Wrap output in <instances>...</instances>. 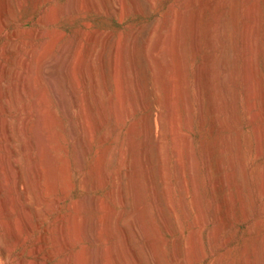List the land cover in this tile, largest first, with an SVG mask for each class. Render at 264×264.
<instances>
[{
	"label": "rangeland",
	"instance_id": "374dc122",
	"mask_svg": "<svg viewBox=\"0 0 264 264\" xmlns=\"http://www.w3.org/2000/svg\"><path fill=\"white\" fill-rule=\"evenodd\" d=\"M130 1L121 0L115 10L112 9L115 5L112 0H94L93 6H91V8H94L92 9L87 5L86 0H48V4L45 6L48 9L51 7L50 10L56 12L57 15V18H53L56 21L54 23L53 20L52 30L57 32L54 33L55 37L57 36L56 44H54V51L57 55L56 70H58L56 71L57 98L62 102L61 104L56 101L57 104L55 103L54 107V117L55 115L56 117H53V120L56 121L55 124L53 122L54 128L52 130L55 132H53L54 136H57L55 143L57 142L56 145L59 146H57L58 149L54 153L57 157L58 167V177L54 182V187L44 175L41 189H37L36 180H34L36 178L35 173L30 167L32 164L29 165V162H31L28 159L29 153L27 151L23 152V148L20 149L27 138L18 130L16 131L15 121L18 119L16 117L19 113V110H17L19 102L11 87V68L13 67L11 61L14 58V50L7 53V72L0 79L3 82L6 80L4 82V93L2 92V97L5 100L0 99V104H4L3 108L6 107L4 108V113H6H0V117H4L7 123L10 121L8 128L11 129L12 134L9 132V138L6 140L0 132V264H246L247 262V264H250L251 252L255 244L264 237V194L260 192V184L264 178L262 176L264 174V100H262L263 103L260 101L264 98V0H255L257 4L255 10V45L256 43L258 45L253 48V55H255H252V75L255 91L258 95L252 103L255 104L252 105V111L247 112L248 108L243 95V83L241 82L242 64L238 56L239 69L234 82L237 101L235 109L237 126L235 129L234 127L226 128L225 125L227 133L223 129L224 122H222L225 120L226 115L223 114L224 112H222L223 115H219L218 120L222 122L220 124L221 129L217 127L219 125L213 124L212 118L214 119V115H211L213 113L209 109V103L202 95L205 85L201 82V87L199 84L197 89L194 81L195 77L193 78L196 73L195 69L202 63V57L205 54L202 42L200 46L201 53L197 55L192 52L194 50L190 36L192 35L194 13L199 9L202 0L194 1L196 2L195 10L188 13L189 21L186 18L185 26L188 25L184 26V32H182V35H184L182 36V38L184 37L183 50H185H182V56H184L182 58L185 61L183 62L184 66L187 65L184 67L187 72L184 69L178 71L176 57L172 56V59L168 56L166 59L168 65L163 72V76H161L162 80L159 84L156 83L155 72L152 70L151 63L145 57V53L142 54L143 47L146 35L153 29L155 23L162 21L164 14L170 11V5L171 10L175 8L174 5L177 0H135L136 5H138L137 8H139L137 12L129 4ZM235 2L237 4L233 5L235 6L233 12L238 18V28L234 29L229 7H226V12L224 11L221 16V21L222 19L226 21L225 23L222 21L225 26L226 37L237 38L240 31L243 5L242 0H235ZM10 4V10L12 11L5 18V22L8 21L6 27L8 26L9 32L16 26L18 20L25 22L23 29L26 32L36 27V17L40 8L27 3L24 10L18 13L14 4ZM207 18L208 12L205 11L199 24L201 34L204 31ZM125 39L128 43L131 41L130 44H134L132 45L134 48L131 49L134 53L137 52L134 55L137 56V63L138 60L140 63L136 66L138 71L135 74V84L130 86L123 83L122 75L112 77L114 73L110 70L109 63L111 60L109 59V52L114 47L121 49L127 43ZM0 44H2L1 40ZM222 49H219V51L224 52L222 55L225 54V59H227V62L229 59L228 63L231 64V54H228L229 49ZM92 50L96 52V55H101V64H96V78H98L99 87L103 90V87L108 86L106 88L109 90V93L103 91L101 94V105L99 106L91 101L92 76L90 70L87 67L84 68L88 52ZM82 64L84 66H80ZM174 65L177 66L175 70ZM168 66H172L173 71ZM68 67L71 70L68 71ZM9 68L10 70H8ZM108 69L111 71L110 75ZM118 69L120 68L118 67ZM81 71L83 74H81ZM85 71L86 73H84ZM171 71L175 75H173L174 78L177 79V83L176 81L174 83L177 84L174 86V89L177 90L176 92L173 91V94H175V96L173 95L174 110L171 115H168L166 114L169 113L167 110L168 98L166 97L169 94L167 86L172 78L170 76L169 79ZM181 72L182 74H180ZM8 73H11L10 76ZM118 73H115V75ZM180 75L184 76L181 80L184 81L182 84L185 86L190 101L187 118H185L182 102L183 90L179 88L182 85L180 84L182 82ZM118 77L120 78L118 79ZM161 84L165 86L162 87ZM200 92L202 97L198 94ZM12 94L16 98H12ZM200 98H202V101ZM86 99L91 101H89L91 109H87L84 121L81 120L80 106L85 104ZM14 103L17 104L14 105ZM164 103L166 104L164 105ZM149 109L153 114L151 120L156 135L155 141L152 142L144 136V119ZM255 112L259 113V118L255 123H249V120L251 122V115ZM160 119L164 123L163 126H161ZM133 127H136L138 132L134 134L135 137L130 133ZM112 129L113 131H111ZM253 132L259 133L260 137L261 154L258 161L255 159L257 147L255 138L257 134L254 136ZM16 134H18L17 137ZM227 134L233 135L231 136L233 137L232 142L237 144V147L240 148V155H243L244 173L242 175L240 171L241 175L239 176V171L237 172V180L241 184L243 183V202L237 201L236 189L231 184H226L227 187H213L220 176L227 175V173L230 176V172H232L230 170L232 168L228 163L231 154L226 152L223 145ZM162 137L164 138L162 139ZM144 140L147 141L144 143ZM154 142L162 143L163 158L161 159L156 154L155 149L157 150V148L155 147L157 143ZM111 150L112 152H110ZM223 150L226 154L223 153ZM110 153H112V156ZM8 157L10 158L8 159ZM220 158H222L224 165L221 173L217 170V163ZM134 159L139 162V166L136 167V164L133 172L131 169L132 167L134 169V166H132L135 164V162L132 163ZM7 160L12 162L16 174L13 175L8 171L9 162ZM61 160L64 163L59 162ZM187 164H190L188 167L192 168H190V171ZM136 168H139L138 171ZM61 169L62 171H60ZM140 169L142 170L140 171ZM188 173L193 174V177ZM12 176L14 179L20 180L17 184V191L21 198L20 204L15 201L16 196L14 188H12L14 187V179ZM14 176L18 177L15 178ZM241 176L244 178H241ZM133 177L138 178L141 184L140 186L138 183V186L141 187V192L143 191L144 201L142 199V203L147 207L146 224L148 227L146 226V231L149 232L148 234L146 231V233L143 232L144 228L138 220L136 221V214L133 213L134 204L132 189L130 188L132 186L130 182L134 181ZM190 177H192L191 180ZM50 189L53 191L51 192ZM166 191L168 192L166 193ZM194 195L197 204L200 205H198V210H195L196 207H193L192 204ZM157 197L159 200L156 199ZM224 198L228 200L225 201ZM9 199H12L13 204H7ZM222 200L226 202L223 205ZM241 203H243V206L240 205ZM157 204L159 205L157 206ZM20 205L25 208V213L22 212ZM242 209L244 210L242 211ZM131 215L132 217H130ZM109 218L111 221L107 223ZM111 218L115 220L113 221ZM196 218L197 221H201L203 224H200L201 222L197 223ZM217 222L219 225L215 224ZM202 225L204 227H201ZM216 225L219 227L217 226V228ZM197 228L199 233L197 242L192 245L190 236L192 232L197 231ZM200 230H202L201 233ZM98 231L103 234L96 236L95 234L98 233L95 232ZM121 231H124L125 234ZM105 233L110 238L111 235L114 236L113 239L107 237ZM124 239L126 241L122 244ZM114 244L121 248L117 252L118 255L112 253ZM117 256L122 257L119 259ZM248 256L249 259H247Z\"/></svg>",
	"mask_w": 264,
	"mask_h": 264
},
{
	"label": "bare ground",
	"instance_id": "6f19581e",
	"mask_svg": "<svg viewBox=\"0 0 264 264\" xmlns=\"http://www.w3.org/2000/svg\"><path fill=\"white\" fill-rule=\"evenodd\" d=\"M112 1L115 2V3L113 2L115 5H114V7L112 9L115 10L116 7H117V5H119L118 3L121 0H112ZM194 1L195 0H187V1H185V0H177L176 1V4L174 5L175 8H173L171 10L172 7L170 5V7H169L170 8V11H167V13L164 14L165 15L164 18L163 17H162L163 19L161 18L162 21H159L160 23L159 22L158 23H155L154 24L155 26L152 27L153 29H151V31L148 33V35H146L144 47L142 45V47L144 48V51L143 52L141 51V52H142V54L145 53L144 54L145 57L148 58L149 62L151 63L150 65L153 67L152 70H154V72H155V80H156V83L158 82L157 84H159V82L162 80V77L161 76H163V72L166 70V67L168 65L167 62H166V59H167L168 56L169 57L175 56L176 59H177V63L176 62L175 63L178 66V71L179 70H182L183 71V69L185 71V68L184 67H186L187 65L184 66L183 62H185V61H184V58H182V57H184V56H182L183 55V53H182V50H183V38H184V37L182 38V36H184V35H182L183 34L182 32H184L183 29H184V26H185V22L187 20L189 21V19L187 17L188 16V13H190L193 10H195V7H196L195 6V3L196 2H194ZM93 2H94V0H86V3H87V5L90 8H91V6H93L92 5ZM234 2H235V0H202V4H199L200 7L194 13V16H193V20H192L193 21V24H192L193 25L192 26L193 28L191 29L189 27L192 30V35H190L191 38H192L191 43H192L193 50H194L192 52H195V54H197V55L200 54L201 53V49H200L201 47L200 46L202 44L204 45V51H205V54L202 57L203 58L202 59V63L200 62L201 64L199 66H197V69H195L196 73H195V76H193V78L195 77L194 81L196 83L197 89L199 88L198 86H199V84L201 82H202V84L205 85V87L202 90V95L206 98V102L209 103V106H210L209 109H211V111L213 113L211 115H214V119L212 118V120H213L212 122L216 126L219 125V126H217V127H219V129H221L220 128V124H222V122H224L223 123L224 124V128H223L224 130H225V125H226V128H233V127L235 128L237 126V120H236V117H235V112H236L235 109H236V102L237 101H236V95H235L236 94L235 93L236 91L234 90V85H235L234 82H235V77L237 76V72H238V69H239L238 63H237L238 56H239V58L241 60V64H242L241 65L242 66V68H241V71H242V77H241L242 78V81L241 82L243 83L242 90H243L244 99H245V102H246V105H247V108H248V111L247 112H249V110L252 111V107H253L252 105H255V104H252V103H253L254 99L258 95V93L255 91L254 80H253L254 77L252 75V69H253L252 68L253 48H255L254 46H257L258 45L257 43L255 45V39H256V37H255V32H256V29H255V16H256L255 15V12L256 11L255 10H256V5L257 4H256L255 0H242L243 8L241 10V17H240V21H241V23H240V31L238 33V37L237 38H233V37H230V36L229 37H226L225 26L222 23V21H224V20L222 19V21H221V16L224 13L226 7L227 8L229 7V9L231 10V13L230 14H231V17H232V20H233L234 29L236 30V28H238L237 27L238 26L237 25L238 18L236 17V14H234V12H233V7H235L233 5L234 4H237V3L236 2L234 3ZM10 3H13L14 4V7H15V9H16V11L18 13H21L24 10V8L27 5V3H31L35 7L40 8L39 9L40 11H39V13H38V15L36 17V27L33 28V29H30L29 32H26L23 29V26H24L25 22L22 21V20H18L16 22V24L14 23L16 26L14 25L15 27L12 28L11 32H9V30L7 29L8 26L6 27V23L8 21L5 22V18L10 13V11H12V10H10V5H11ZM47 4H48V0H0V40L2 41V44H0V79H1V77L3 78L4 73L7 72V69H6L7 68L6 67V65H7L6 62H7V58H8L7 57V53L9 51H11V50H14V58H13L12 61L10 60L11 62H13L12 63L13 64V67L12 68L10 67L11 68V72H12V83H11L12 86L11 87L13 88V91L15 92V93L14 92L13 93L16 95L17 100L19 102V108H17L18 105L16 107L17 110H19L18 111L19 113H18V117H16L18 119L17 120L15 119L16 120L15 121V124H16L15 126L17 127L16 131L18 130L19 133L21 132L28 139V141L26 139V142H25L26 144L25 143L24 144L22 143L23 144L22 147H20L19 145L18 146L20 147V149L23 148V150H22L23 152L24 151H27L29 153L28 155H29L30 158L28 157V159H29V161L32 162V163L29 162L30 163L29 165L32 164V166H30V167H32V169H33V171L35 173V177L36 178H34V180H36V187L39 190L41 189V185H42V183L44 181L45 176H46V179L48 181H50V184H53L52 185L53 187H54V182L57 180V177H58V167H57V163H56L57 157L54 154L55 151H56V149H58L57 148L58 145H56L57 142L55 143V141H56L55 138L57 136L56 137L54 136V134H53L54 131L52 130V128H54L53 125L55 124V121H56V120H53L54 113H55L54 112L55 103L57 101V103H61L62 104V102L60 100H58V98H57V93H58L57 92V86H58V84L56 82L57 81L56 80V78H57L56 77V71H58V70H56V68H57L56 67V65H57V55H56V52L54 51V44H56L55 42L57 40L56 39L57 36L55 37V34L54 33H57V32H55L54 30H52L53 20H54V23L56 21L53 18L56 17L57 15L55 14L56 12H54V11L52 12L50 10L51 7H50V9H48V7L45 8V6ZM120 4H122V3H120ZM129 4L134 9V11L136 10L135 12H137V9H139V8H137L138 5H136V1L135 0H131ZM152 4H151V6H152ZM125 5H126V3H125ZM92 8H94V7H92ZM109 9H110V7H109ZM205 11L208 12V18H207V21L205 22L204 31L201 34V32H200L201 30L199 29V24L201 23L200 21H201V18H202V14ZM53 14H54V16H53ZM9 17L11 18V16H9ZM186 18H187V20H186ZM13 19H14V17H13ZM224 19H225V17H224ZM225 22L226 21H224V23ZM189 25H191V24H189ZM235 34H236V32H235ZM142 38H144V37H142ZM125 41H127V40L125 39ZM129 42L131 43V41H129ZM201 42H202V44H201ZM130 43H128V41H127V43L125 44V42H124L125 45L121 49H119L118 47H114L109 52L110 53V58L109 59H111L110 62H109L110 63V67H111L110 70L112 71V73H114L112 75V77L113 76H117V75H122V81H123V83L124 84L126 83L127 85L129 84V86L131 84H135L134 83L135 74L138 71L136 69V66L139 63V60L138 59H137L138 60V63L136 61V57L137 56L134 55L137 52L135 51V53H134L133 50L131 49V48H134L132 46L134 44H130ZM263 43H264V35H263ZM143 48H142V50H143ZM222 48H226V49L228 48L229 49V50L228 49L227 50L230 51V52H228V54H231V60H232L231 61V64L228 63L229 62V59H228V62H227V59H225V56H224L225 54L222 55L224 53V52L221 53V50H223ZM219 49H221V50L219 51ZM92 51L88 52V56L86 55L87 58L85 60L87 62H86V66L84 68L87 67L90 70V72H91L90 75L92 76L91 77V79H92L91 80L92 81L91 83L92 84H91V91H90L91 92L90 93L91 101H93L94 103H96L99 106V105H101V102H100L101 101V94L103 93V91L109 93V90H108V88H106L108 86L103 87V90L99 87V82L97 80L98 78H96V71H97L96 70V68H97L96 67L97 66L96 64L97 63H100V61H101V57L100 56L101 55L100 56L98 54L96 55V52H94V50H92ZM183 51H185V50H183ZM254 51H256V50H254ZM138 54H140V53H138ZM144 55H142V57H144ZM169 59L171 60V58H169ZM172 59H173V57H172ZM107 61H109V60H107ZM172 62H173V60H172ZM84 64H85V61H84ZM100 64H98V65H100ZM139 65H140V63H139ZM80 66H84V65L82 64ZM177 66L176 65L173 66L174 67V70H175V67L177 68ZM118 67L120 69H118ZM10 68L8 70H10ZM81 68H83V67H81ZM107 68H109V67H107ZM169 68L173 71L172 66L169 67ZM88 69H86V70H88ZM69 70H71V69L69 68L68 71ZM83 70H85V69H83ZM118 70H119V73H118ZM108 71H109V69H108ZM111 71L108 72L109 75H110ZM172 71H171V75H169V79H170V76H172V78L168 82L169 83V85L167 86L168 88L166 87L167 88V91L169 93L167 95V97H166V98H168V101L165 98V100L167 101V108H168V109L167 108L166 109L169 112V113H166V114H168V115L169 114L171 115V112L174 110V108H173L174 107L173 106V95L175 96V94H173V91L176 92V90H177V89L176 90L174 89V86L177 85V84L176 85L174 84L175 81L177 83V79L174 78L175 75L172 74L173 73ZM185 72H187V71H185ZM84 73H86V71ZM87 73H89V72L87 71ZM115 73H118V74L115 75ZM10 74H9V76H10ZM81 74H83L82 71H81ZM180 74H182V72ZM184 74H186V73H184ZM182 76L183 75H180L179 76L180 77V80H181ZM119 78L120 77H118V79ZM136 78H137V76H136ZM166 79L168 80V78H166ZM166 79H165V81H166ZM180 80L178 79V81H180ZM113 81H114V79H113ZM117 81H119V80H117ZM4 82H3V80H0V99L1 98L3 99V97H2L3 96V93H4L3 92V89L5 88L4 87ZM183 82L184 81H182L180 84H182ZM163 85L164 84H161L162 87L165 86V85L164 86ZM182 85L179 88H182V90H183V96H182L183 97V100H182V102H183L184 106H183V104H182V106H183L184 111H185V115H186L185 118H187V114L189 113L188 111L190 110L188 108V106H189L188 104L190 103V101H189L188 94H187V92L185 90V86L184 85L182 86ZM255 85H256V83H255ZM200 87H201V84H200ZM118 89H120V88H118ZM131 89H129V90H131ZM164 90H165V88H164ZM259 93H260V91H259ZM133 94H134V92H133ZM198 94L200 95L201 92L198 93ZM261 94H262V92H261ZM181 95H182V93H181ZM200 96H197V97L199 98ZM5 97H6V95H5ZM14 97L15 96L13 95L12 98H14ZM258 98H259V96H258ZM200 99L202 101V98H200ZM200 99H198V100L200 101ZM3 100H5V99H3ZM262 100H264V98L261 99L260 101L262 102ZM62 101H63V99H62ZM89 101L90 100L86 99L85 104L80 106V109H81V111H80L81 120H84L85 121L87 109L88 108L91 109V104H90L91 101L90 102ZM9 102H11V101H9ZM16 104L14 103V105H16ZM165 104L166 103H164V105ZM3 105L4 104H0V113L1 114L4 113V108H6V107L3 108ZM62 106L64 107V105H62ZM150 109L152 110V108H150ZM150 109H149V112L147 113L146 118L144 119V124H145V132H144L145 135L144 136L146 137L147 140H149V141L152 142V141H155L156 135L154 134V130H153V126H152V120H151V118H152V115L153 114L151 113ZM260 111H261V108H260ZM165 112H167V111H165ZM222 112H224L223 114L226 115V118H225L224 121L221 122V120H220V122H219V120H218L219 119V115L222 114ZM99 113L101 115V112L100 111H99ZM55 117H56V115H55ZM162 117H161V119H162ZM258 118H259V113H256V112L253 113L251 115V122L249 120V123H255ZM160 120H159V122H160ZM162 120L160 122L162 124L161 126H163V124H164ZM185 120H187V119H185ZM9 122L7 123V120L4 119V117L3 118L0 117V132H2V136L6 140L9 138V132H11V129L8 128ZM53 122H54V124H53ZM187 126H188V124H187ZM131 129H132V130H130L131 131L130 132L131 135L134 136V134H137L138 133L136 127H133ZM262 129H263V127H262ZM216 130L218 131V129H216ZM111 131H113V129ZM233 131H234V129H233ZM229 132H231V131H229ZM226 133H227V131H226ZM11 134H12V132H11ZM22 134H20V135H22ZM256 134H257V132L254 133V136H256ZM258 134H257V136L255 138L256 139L255 140V142H256L255 145L257 144V147L255 146L256 147V156H255L256 158L255 159H257V161L260 159V154H261L260 153V145H261L260 144V137H259ZM17 136H18V134H16V137ZM84 136H85V134H84ZM231 136H233V135H231ZM231 136L227 134L226 140H225L224 144L223 143L222 144L224 145V147L226 149V152H228V153L231 154L230 157H229V162L228 163H229V165L232 168V169H230V170H232V172H230L231 173L230 176H228L229 175L228 173H227V175L224 174V175L220 176L219 179L217 180L218 182L217 183L214 182L215 184L214 185L212 184V185H213V187L216 186V188H218V187L221 188V187H227L226 184H231L236 189L235 192H236V195H237V201L238 202H243V196H244L243 193H242L243 192V190H242L243 189L242 188V186H243L242 184L243 183L241 184V182H239L237 180V175H238L237 172L239 171L238 172L239 173V176L241 175V173H242V175L244 173L243 172V170H244L243 163L244 162H242V156L243 155L242 156L240 155V153H239L240 152V150H239L240 148L237 147V144H233V142H232L233 137H231ZM163 138L164 137H162V139ZM220 139H222V138H220ZM147 140H144V143ZM234 141L236 142V140H234ZM161 142H154V143H157L156 144L157 146L155 147V148H157V150L155 149V151L157 153L156 152L155 153L158 154L157 156H159L160 159L163 158V149H162V143ZM219 145H221V143H219ZM216 147L218 148V146H216ZM60 149H61V147L59 148V150ZM131 149H133V148H131ZM139 149H140V146H139ZM184 149H185V147H184ZM22 151H21V153H22ZM138 151H141V150H138ZM110 152H112V150ZM8 153H9V150H8ZM121 153H122V151H121ZM223 153L226 154L225 151ZM22 154H21V156H22ZM110 154L112 156V153H110ZM135 154H134V156H135ZM107 155H109V154H107ZM187 155H188V152H187ZM23 157L25 158V156H23ZM107 157H110V156H107ZM9 158L10 157H8V159ZM187 158H189V157H187ZM58 159H60V158H58ZM136 159H138V158H136ZM157 159H159V158H157ZM220 159H219L218 163L216 162L218 164V169L217 168L216 169L219 170L218 172L221 173L222 170L224 169L223 168L224 165H223L222 158H220ZM62 160L59 161V162H63ZM65 161H66V159H65ZM79 161H80V159H79ZM7 162H9V164H8L9 165L8 166V168H9L8 171H10V173L13 174V175H14V173L16 174L15 167L11 164L12 162H10L9 160H7ZM134 162H135V164L132 165V166H134V169H133V167H132V169L129 167L132 171L135 170V165L136 164H137L136 167L139 166L138 165L139 162H137V160L134 159V161L132 163H134ZM187 162H188V160H187ZM162 164H163V162H162ZM29 165H27V166H29ZM188 165H190V164H187V167H188ZM227 166H228V164H227ZM59 168H60V166H59ZM190 168L188 167L189 171L192 169V168L191 169ZM62 169L60 171H62ZM137 169H139V168H136V170ZM141 170L142 169H140V171ZM240 171H241V173H240ZM161 172H163V170H161ZM165 173H167V172H165ZM135 174H136V172H135ZM162 174L164 175V173H162ZM188 174L190 175V173H188ZM133 175H134V173H133ZM165 175H167V174H165ZM192 175H190V176H192ZM262 176L264 177V174ZM262 176L260 175V177H262ZM16 177H18V176H16ZM192 177H190V180L192 179ZM260 177H259V179H260ZM12 178H13V176H12ZM163 178H164V176H163ZM241 178H244V177L241 176ZM133 179H134V181L133 182H130L132 184V186H130V188L132 190L131 189L130 190L132 192V198H133V204H134L133 205L134 206L133 207L134 208L133 209V213H134V215L136 214L135 219H136V221L138 220V222L144 228V231L143 230L142 231L145 232L146 231V226H147V224H146V219H147L146 218V208L147 207L142 203V199L144 201V196L142 194L143 191L141 192L142 189L140 190L141 187L139 188V186H138V183L140 184V182L138 181V178H136V177H133ZM165 180H167V179H165ZM194 180H192V181H194ZM239 180H241V179H239ZM243 180H245V179H243ZM262 180L263 181H261V184H260L261 185L260 186V192L262 194H264V178ZM19 181H18L17 178L14 179V187H12V188H14V193H15V196H16L15 197V201L18 204L21 203V198H20V196L18 194V191H17V188H18L17 187L18 186L17 184H18ZM57 183H58V181H57ZM167 184H168V181H167ZM48 186H46V187H48ZM140 186H141V184H140ZM165 186H166V183H165ZM117 188H118V186H117ZM216 188H213V189H216ZM230 188H231V186H230ZM50 190H51V192L53 191L52 189H50ZM194 190H195V188H194ZM223 190H224V188L222 189V191ZM219 191H221V190H219ZM167 192L168 191H166V193ZM192 192H194V191H192ZM225 194H227V193H225ZM158 197L156 198L157 200H159ZM42 199H43V197H42ZM224 200H225V198H224ZM227 200H225V201H227ZM192 201H193L192 204L194 205L193 207H196L195 210H198V205L199 204H197V200H196L195 195H194V199ZM225 201L222 202V205H223V203ZM230 201H232V200H230ZM7 202H8L7 203L8 205L9 204H13L12 199L7 200ZM213 203H214V201H213ZM242 204L243 203H241L240 205L243 206ZM158 205L159 204H157V206ZM232 205H233V203H232ZM21 208H22V206H21ZM241 208H243V207H241ZM134 210H135V212H134ZM159 210H160V208H159ZM182 210L184 211V209H182ZM243 210L244 209H242V211ZM22 212L23 213L26 212V210H25L24 207L22 208ZM134 215H133V219H134ZM197 216H198V214H197ZM224 216H225V214H224ZM130 217H132V215ZM111 219H113V221L115 220L114 218H111ZM135 219H134V221H135ZM246 220H247V218H246ZM107 221H109V222H107ZM107 221H106L107 223H110V221H111L110 218L107 219ZM196 221H197V218H196ZM216 221L219 222V220H217V219H216ZM198 222L199 221H197V223ZM218 222L215 223V224H218L219 225ZM101 224H100V227H101ZM200 224H203V223L201 222ZM200 224H198V225H200ZM97 225H99V224H97ZM218 225H216V227ZM107 226H109V224H107ZM110 227H113V226H110ZM201 227H204V225H202ZM113 230H111V231H113ZM202 230H200V233H201ZM217 230H219V229H217ZM115 231L117 232V230H115ZM116 232L114 233L115 236H116ZM121 232H124V231H121ZM146 232H147V234L149 233L148 231H146ZM95 233H98V234H95L97 236V235H101L102 232L98 231V232H95ZM124 234H125V232H124ZM198 234H199L198 233V228H197V231L196 232H192V234L190 236V241H191V244L192 245L196 244L197 238H198ZM105 235H107V234L105 233ZM214 235H215V233H214ZM107 237H109V235H107ZM112 237H114V236L111 235V238ZM98 238H100V237H98ZM122 238H123V236H122ZM263 238L262 239H259L258 243L255 244L254 248L252 246L253 250L251 252L252 257H251L250 262H249L250 264H264V239ZM125 239H124V241H123L122 244H124V242L126 241ZM100 240H102V238H100ZM121 242H122V240H121ZM118 245H119V243H118ZM67 246H69V245H67ZM125 246H126V244H125ZM120 250H121V248H119V246H115V244H114V246L112 248V253L114 255H118L117 252L120 251ZM110 253H111V251H110ZM119 254L121 255V253H119ZM122 255H123V253H122ZM114 257H116V256H114ZM121 257H118V258L120 259ZM110 258H111V256H110ZM247 259H249V256H248ZM114 261H115V259H114Z\"/></svg>",
	"mask_w": 264,
	"mask_h": 264
}]
</instances>
